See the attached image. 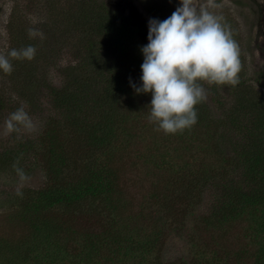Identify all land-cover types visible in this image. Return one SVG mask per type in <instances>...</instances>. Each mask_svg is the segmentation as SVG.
Here are the masks:
<instances>
[{
	"label": "rangeland",
	"instance_id": "obj_1",
	"mask_svg": "<svg viewBox=\"0 0 264 264\" xmlns=\"http://www.w3.org/2000/svg\"><path fill=\"white\" fill-rule=\"evenodd\" d=\"M74 1L78 2L0 0V54L29 46L33 39L40 52L45 40L49 48L56 47L48 54L37 51L34 74L38 92L24 81L28 67L23 60L11 61V74L0 70V240L9 246L22 241L30 221L37 218L26 217L24 206L42 193L39 201L51 195L61 203L55 209L40 211L54 217L66 212L64 215L71 217L63 224L73 255L64 254L67 257L54 264H264V205L247 207L235 217L222 218L218 213V178L238 176L243 170L232 146L244 134L224 121L223 108L230 107L233 85L198 81L206 93L203 102L208 117L175 134L157 130L150 121L151 93L135 92L133 106L123 111L127 122L121 124L112 144L96 150L100 156L95 162L93 151H79V138L66 128L57 127V138L52 137L53 145L60 149L51 147L44 132L62 117L47 87L64 86L69 67L83 58L74 54L72 47L79 38L75 18L69 16L74 12ZM85 1L105 2L121 11L138 24L148 43L149 20L163 21L181 6V0ZM197 3L205 6L207 0ZM215 3L217 7L207 10L223 17L221 23L231 31L239 48L242 69L238 89L264 102V0ZM29 29L37 35L30 37ZM141 65H136V75L142 74ZM140 80L137 87L142 86ZM21 106L32 118L35 130L6 135V119ZM243 112L238 113L237 122L250 125L254 113ZM254 132L264 142V129L257 127ZM25 140L31 141L27 148L20 146ZM82 153L94 177H85L84 164H74ZM14 165L23 170L27 180H20ZM78 180L92 181L94 192L88 193L86 200L82 194L79 198L75 195ZM192 183L194 187H189ZM183 189L188 190L187 196L184 193L176 199ZM18 190L22 196L16 194ZM63 201L70 208H63ZM111 201L116 209H109ZM72 208H80V215L72 214ZM103 228L121 230L119 246L109 237L93 241L91 247L84 243L82 239L89 235L105 236ZM74 247H78V255Z\"/></svg>",
	"mask_w": 264,
	"mask_h": 264
},
{
	"label": "trees",
	"instance_id": "obj_2",
	"mask_svg": "<svg viewBox=\"0 0 264 264\" xmlns=\"http://www.w3.org/2000/svg\"><path fill=\"white\" fill-rule=\"evenodd\" d=\"M74 5L73 15L68 14L75 18L73 22L79 29V38L77 44L72 47L74 54L83 58L69 67L64 86L47 87L48 94L53 99V104L62 119L56 126L46 129L44 133L48 136L52 144L51 147L60 149V146L53 145V139L57 138V134H54L57 127L70 130L77 139L79 138L80 145L77 149L83 153L92 150L91 155H94L91 157L95 162L100 156L96 150L105 149L112 144L116 140L121 124L127 122L128 115L123 111L128 108V105L133 106L132 97L136 91L132 85L137 86V81L142 76L140 73L136 75L134 70L138 63H143L144 55L141 49L148 42L144 41L143 32L137 23L126 17L121 11L113 10L105 2L92 3L78 0V2L74 1ZM65 41L68 42L66 38ZM31 42L32 44L29 45L36 49L35 57L37 51L42 55L43 53L48 54L56 48L54 46V48H49L45 40L40 52L37 50L36 40L33 39ZM25 47L20 45L17 50ZM99 50L103 51L102 55L98 53ZM105 55L110 56L108 58ZM34 59L23 60L28 67L24 81H28L32 91L36 92L40 87L38 79H36L37 76L34 74L36 71ZM239 59L242 64L240 56ZM239 85L233 86L234 91L230 94L231 98L228 101L230 107L227 108L228 110L223 108V111L225 123L228 121L235 125L237 133L244 134L242 140L234 141L232 146L234 158L238 159L243 170L238 176H228L229 178L220 176L218 178L221 181L216 185L217 207L222 218L240 215L250 206L264 205V142L254 132L257 127L264 129V102L258 101V98L253 97L249 91L238 89ZM213 88L215 90V86ZM214 100L218 102L217 98ZM195 110L197 121L208 117L204 102L198 103ZM240 112L254 113L248 121L250 125L237 122ZM30 142V140H25L20 146L27 148ZM83 153L74 159V164L76 166L78 163L84 164L82 166L87 171L85 177H94L93 171L86 162L87 157H84ZM75 186L77 198H79V194H82L86 200L89 197L88 193L94 192L91 180H78ZM189 187H194L193 183ZM189 187L186 188L189 189ZM187 189L179 192L176 199L184 197L186 191L188 193ZM41 195L42 193L37 195L31 205H27L26 202L24 206V210L28 212L26 217L37 216V218L30 221V228L28 227V232L21 239L22 241L9 246L7 242L0 240V242L2 241L0 244L1 264H54V261L62 256L67 257L64 254L73 255L65 241L67 240V229L63 224V222L71 220V217H68L70 214L64 215L66 213L64 212L54 217L40 211L39 208L48 211L50 208L51 210L55 209L57 203H61L51 198V195L45 196L39 201ZM65 203L68 202L63 201L62 207L70 208ZM108 205L109 209H116V204L113 201ZM75 210L77 209H73L71 213L80 215V208L78 211ZM112 212L113 210H111ZM24 213L26 214V212ZM109 229L103 228L105 236L102 234L89 235L82 240L91 247L93 241H101V239L109 237L111 243L119 246L122 242L121 230L110 232ZM72 249L76 250V255H78V247Z\"/></svg>",
	"mask_w": 264,
	"mask_h": 264
},
{
	"label": "clouds",
	"instance_id": "obj_3",
	"mask_svg": "<svg viewBox=\"0 0 264 264\" xmlns=\"http://www.w3.org/2000/svg\"><path fill=\"white\" fill-rule=\"evenodd\" d=\"M215 7V0H207L205 6H199L197 0H181V6L169 18L149 20V43L141 49L142 86L132 87L136 93H151L149 119L166 134L182 132L197 123L195 106L207 98L198 81L233 86L239 83V48L231 31L221 23L223 17L207 10ZM36 35L29 29L30 37ZM35 54L31 45L0 54V70L11 74L12 60L31 61ZM21 130H35L23 106L5 121L6 135ZM14 167L22 182L28 179L22 169ZM16 194L23 195L19 190Z\"/></svg>",
	"mask_w": 264,
	"mask_h": 264
}]
</instances>
